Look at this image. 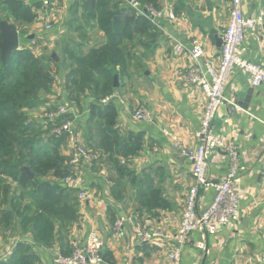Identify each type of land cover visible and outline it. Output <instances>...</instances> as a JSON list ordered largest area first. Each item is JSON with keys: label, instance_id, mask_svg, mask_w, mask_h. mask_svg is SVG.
Returning <instances> with one entry per match:
<instances>
[{"label": "crops", "instance_id": "0c3cea01", "mask_svg": "<svg viewBox=\"0 0 264 264\" xmlns=\"http://www.w3.org/2000/svg\"><path fill=\"white\" fill-rule=\"evenodd\" d=\"M27 4L34 0H23ZM73 0H52L44 12L36 10L37 19L28 26L43 29L45 23L63 20L61 31L71 34L73 40L59 44V54L55 55L53 78L64 88L65 70L62 65L61 49L68 45L72 50L80 49L86 54L91 48L104 43L103 34L94 23L80 21L71 23L70 3ZM70 4L66 6V4ZM157 10H172L175 18H162L155 44L144 52L137 47L135 56L143 66V71H131L129 78L118 81L113 96L118 104L117 130L122 136H139L140 148L129 161L121 159L127 172L131 173L121 182L119 174L103 160H95L83 172V188L86 199L75 203L77 222L61 229L62 244L56 242L50 248L35 246L40 256V264H53L57 254H69L68 247L83 244L90 231L97 233L103 242V264H168L166 252L170 243L162 239H152L142 244L136 238L133 228L140 227L146 232L174 235L177 231L186 194L193 184L191 165L173 147L172 137L183 147L193 149L198 140L204 99L198 86L184 85L185 77L192 67L188 54L176 55L173 44L178 41L186 47L199 42L203 47L201 64H217L221 39L229 17L230 0H156ZM242 12L246 17H255L264 12V0H243ZM5 22V21H4ZM19 32V48L31 49L33 35H24L14 23L9 22ZM52 26V25H51ZM81 26V29H78ZM44 30V29H43ZM22 36V39L20 38ZM33 36V38H31ZM33 41V42H32ZM59 42V41H58ZM246 57L254 63L264 62V30L249 31L244 42ZM145 53L146 57L140 58ZM252 88L249 78L242 72L231 73L225 96L233 99L237 110L223 107L215 122L216 133L235 145L240 153L243 171L240 173L238 188L242 193L238 220L233 226L225 227L219 235L204 236L194 232L183 248L181 264H259L264 255V85L253 88L249 101L240 94ZM64 90V89H63ZM54 102V95H47ZM139 107L146 108L149 122H137L131 117ZM79 118L86 117L87 100ZM227 115V121H225ZM82 132H77L83 144ZM70 144L65 145L64 155L70 153ZM97 153V152H95ZM219 152H214L207 169L210 181L222 179L228 168L227 161ZM151 188L158 189L161 197L169 204L168 209L147 210L140 206V198ZM200 207L208 205L213 190L202 194ZM77 199V192L74 195ZM128 221L117 233L114 223L118 218ZM57 227V226H56ZM57 235V234H56ZM203 243L205 250L198 248ZM17 244L14 243L12 249ZM60 244L63 246L62 253ZM12 249L10 251H12ZM264 264V263H261Z\"/></svg>", "mask_w": 264, "mask_h": 264}, {"label": "trees", "instance_id": "16d2710c", "mask_svg": "<svg viewBox=\"0 0 264 264\" xmlns=\"http://www.w3.org/2000/svg\"><path fill=\"white\" fill-rule=\"evenodd\" d=\"M136 1L142 6L157 7L156 0ZM36 10H41L39 3L0 0V22L11 20L24 35V27L37 19ZM69 10L71 23L82 21L89 26L94 23L104 37L103 45L91 48L86 54L80 49H70L67 44L61 49L65 100L80 113L87 100L86 117L78 120L75 133L82 132L87 148L97 152L96 160H103L119 174L121 182L125 177L127 182L131 173L121 164V159L127 162L137 155L140 138L137 135L122 136L117 130L118 104L115 99L106 103L101 101L113 95L114 77L118 82L129 78L132 70L143 71L135 51L137 47L144 52L151 49L159 29L137 15L123 0H73ZM33 46L37 48L38 44L33 43ZM33 46L31 49L19 48L5 62L1 60L0 50V233L9 230L18 220L23 231L30 229L35 246L50 248L56 242L62 244L64 237L60 231L63 226L77 220L74 197L77 190L61 184L69 171L66 159L61 155L65 145L70 144L68 134L51 133L73 116L62 115L44 124L28 120L26 112L35 108L41 98L45 101L43 98L51 93L54 81V59L51 55L35 54ZM144 57L145 53L140 54L141 59ZM26 169L33 174L32 178ZM48 174L52 181L38 179ZM7 181L22 190L19 193L12 190ZM25 192L32 201L39 203L34 218L30 217L29 206L23 205ZM140 206L147 210L169 208L155 188L141 196ZM0 264H40V256L31 245L18 242Z\"/></svg>", "mask_w": 264, "mask_h": 264}, {"label": "built area", "instance_id": "2783aa9c", "mask_svg": "<svg viewBox=\"0 0 264 264\" xmlns=\"http://www.w3.org/2000/svg\"><path fill=\"white\" fill-rule=\"evenodd\" d=\"M40 4L44 12L51 6L52 0H34ZM133 9L137 15L149 20L156 28L161 29L160 20L167 18L174 20L172 10H156L150 6H142L136 0H123ZM243 0H230L228 23L221 35V47L217 64L205 62L201 64L203 56L202 45L195 41L190 47L175 41L172 47L176 55L188 54L192 67L185 77L184 85L198 86L203 95L201 121L195 136L198 144L193 149L182 146L176 138L172 137L173 147L180 152L191 165V177L193 184L189 188L180 222L174 235L161 234L159 232H146L138 226L133 228L134 234L142 244L149 243L158 238L170 243L166 252L168 264H181L183 248L189 236L194 232H201L204 236H216L225 227L233 226L238 220L242 193L238 188L240 173L243 171L240 163L238 148L231 142L220 137L214 128V122L220 110L228 106L231 110H237L233 99L225 96V89L231 73L238 71L246 74L250 86L257 88L264 85V62L254 63L246 57L244 42L249 31L260 28L264 30V12L255 17H246L242 12ZM51 23H45L43 29L50 31ZM64 92L59 94L57 105L53 106L54 112L45 116L47 120H53L62 115L74 117V107L65 100ZM115 96L101 101L106 103ZM117 102V100H116ZM119 104V102H117ZM131 117L137 122H149L151 115L144 107H139L132 112ZM227 115L225 121H227ZM61 132L68 134L70 153L67 162L68 174L61 180L64 187L76 189L78 200L83 203L86 199V190L83 188L82 164L94 163L97 156L79 143L77 134L72 130L71 122L67 121L59 129L51 133L59 135ZM214 152H219L227 161L228 168L225 176L218 181H210L207 178V169ZM213 190V197L208 205L200 207L202 193ZM128 221L121 217L116 220L114 227L119 234L123 224ZM198 248L205 250L203 243ZM103 242L96 232L90 231L83 244H77L69 255L57 254L53 264H103ZM12 251L7 253L8 257ZM3 260V259H2ZM264 263V255L258 260Z\"/></svg>", "mask_w": 264, "mask_h": 264}, {"label": "rangeland", "instance_id": "374dc122", "mask_svg": "<svg viewBox=\"0 0 264 264\" xmlns=\"http://www.w3.org/2000/svg\"><path fill=\"white\" fill-rule=\"evenodd\" d=\"M70 4L68 3V4H66V6H68ZM62 24H63V20L57 21V22H52V24H51L52 28L50 31H45L43 29L41 30V28H37V29H30V30H28V32H26L27 34H25V35H33L35 37L33 39L34 42H37V44H38L37 48H35V46L32 45L34 47L33 51L35 54L51 55V57H52L53 53H57V55H58L59 54L58 53L59 52L58 51L59 50L58 49L59 44H63L64 42H67V41L71 42L73 40L74 37L71 36V34L66 35L67 33H64L61 31ZM16 27L18 28V25H16ZM20 38L22 39V36H20ZM61 92H63V86L58 85V81L54 80L53 84H52V88H51V93H50L51 95H54V101H56V102L58 101L59 94ZM43 99L45 101H42V98H41V101L37 104V106L35 108L26 112V116H27L29 121H36L37 124H44L47 121V118L45 117L47 115V113L50 114V113L54 112L53 105H57V104H53L52 102L47 101V100H49V97H47V96H45V98H43ZM81 115L82 114L80 112H77V110L74 109V117H71L69 119V121L71 122L72 130L76 131V128L79 125V121L82 119V118H79V117H82ZM83 145L85 146L87 151L93 153V151L90 148H87V146L85 145L84 142H83ZM63 150H64V148H63ZM93 154H95V153H93ZM61 155L65 157V159H66L65 164L67 165L69 156L64 155V152H61ZM89 167H91V164L89 162L86 164H84V163L82 164L83 171H85L86 168L89 169ZM26 172H27V174L28 173L32 174L27 169H26ZM32 176H33V174H32ZM38 179L40 181H52V177L50 176V174L45 175V176H39ZM7 183L11 186L12 190L15 189L18 193L22 190L21 188L17 189V185L11 183L10 181H7ZM77 201L79 202L78 195H77L76 202ZM23 205L29 206V208L32 210L30 217L34 218L37 214V211L39 210V203L32 201L30 199L28 192L24 193ZM17 222H18V220H17ZM17 222L13 223V225L11 226V228L9 230H7L5 232L1 231V233H0V261L2 259L4 260L5 258H7L6 257L7 253L12 249L14 243L24 242V240H29L30 242L33 241L30 229L23 231ZM75 222H77V220ZM64 227L65 226H63V228ZM75 245H77V243L70 245L67 250L70 251V253H71V251L73 250V247Z\"/></svg>", "mask_w": 264, "mask_h": 264}, {"label": "water", "instance_id": "95a60500", "mask_svg": "<svg viewBox=\"0 0 264 264\" xmlns=\"http://www.w3.org/2000/svg\"><path fill=\"white\" fill-rule=\"evenodd\" d=\"M0 32H1V38L2 42L0 43V50H1V60L2 62H5L10 55L19 50V32L16 30V28L13 25H10L7 22H0ZM33 38V36H31ZM218 45H221V39H218ZM52 58H55V55L52 54ZM114 88L118 87L117 78L114 77ZM253 94V88H250L246 90L244 93L240 94V98L245 97L246 101H249L250 97ZM28 176L32 178V174L28 173Z\"/></svg>", "mask_w": 264, "mask_h": 264}]
</instances>
